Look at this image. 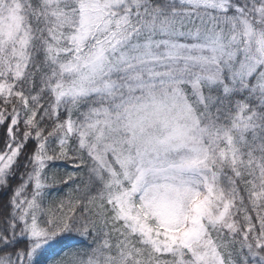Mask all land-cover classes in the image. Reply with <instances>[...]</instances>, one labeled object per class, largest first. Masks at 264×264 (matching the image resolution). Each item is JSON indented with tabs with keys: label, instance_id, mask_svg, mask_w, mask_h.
Segmentation results:
<instances>
[{
	"label": "snow or ice",
	"instance_id": "snow-or-ice-1",
	"mask_svg": "<svg viewBox=\"0 0 264 264\" xmlns=\"http://www.w3.org/2000/svg\"><path fill=\"white\" fill-rule=\"evenodd\" d=\"M0 264H264V0H0Z\"/></svg>",
	"mask_w": 264,
	"mask_h": 264
}]
</instances>
